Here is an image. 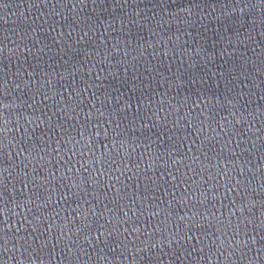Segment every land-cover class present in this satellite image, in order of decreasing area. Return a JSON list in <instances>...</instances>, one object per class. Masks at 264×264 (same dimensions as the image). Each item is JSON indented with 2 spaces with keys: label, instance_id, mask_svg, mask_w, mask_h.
I'll return each instance as SVG.
<instances>
[{
  "label": "water",
  "instance_id": "obj_1",
  "mask_svg": "<svg viewBox=\"0 0 264 264\" xmlns=\"http://www.w3.org/2000/svg\"><path fill=\"white\" fill-rule=\"evenodd\" d=\"M0 264H264V0H0Z\"/></svg>",
  "mask_w": 264,
  "mask_h": 264
}]
</instances>
